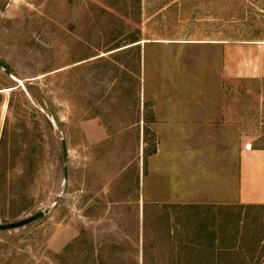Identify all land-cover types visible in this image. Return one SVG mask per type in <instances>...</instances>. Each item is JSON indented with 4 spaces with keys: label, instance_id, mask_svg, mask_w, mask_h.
<instances>
[{
    "label": "rangeland",
    "instance_id": "obj_1",
    "mask_svg": "<svg viewBox=\"0 0 264 264\" xmlns=\"http://www.w3.org/2000/svg\"><path fill=\"white\" fill-rule=\"evenodd\" d=\"M263 40L264 0H0V223L47 210L0 264H261L264 76L224 47Z\"/></svg>",
    "mask_w": 264,
    "mask_h": 264
},
{
    "label": "crops",
    "instance_id": "obj_2",
    "mask_svg": "<svg viewBox=\"0 0 264 264\" xmlns=\"http://www.w3.org/2000/svg\"><path fill=\"white\" fill-rule=\"evenodd\" d=\"M225 68L236 76H264V40L225 44ZM239 196L242 202L264 204V146L245 144L240 153ZM264 264V257L261 261Z\"/></svg>",
    "mask_w": 264,
    "mask_h": 264
},
{
    "label": "trees",
    "instance_id": "obj_3",
    "mask_svg": "<svg viewBox=\"0 0 264 264\" xmlns=\"http://www.w3.org/2000/svg\"><path fill=\"white\" fill-rule=\"evenodd\" d=\"M31 93H32V91H31ZM3 144H4V137L1 139V143H0V160H1L2 155L4 153ZM144 236H146L144 234V232H143V239L140 237V234L138 233V237L136 239V245H134V252H135V254L132 257V261H133L134 264H141L140 263L141 260L145 261V257L148 254L149 244L146 241V239L144 238Z\"/></svg>",
    "mask_w": 264,
    "mask_h": 264
},
{
    "label": "water",
    "instance_id": "obj_4",
    "mask_svg": "<svg viewBox=\"0 0 264 264\" xmlns=\"http://www.w3.org/2000/svg\"><path fill=\"white\" fill-rule=\"evenodd\" d=\"M0 65L2 67H4L1 62H0ZM6 71L8 73H10L8 70H6ZM46 212H47V210H43L42 209V210L37 211L36 213H33V214L29 215V216L24 217V218H21V219L15 220V221L6 222V223H0V228H3V229H14V228L25 226V225H27V224H29V223L41 218L42 216H44L46 214Z\"/></svg>",
    "mask_w": 264,
    "mask_h": 264
}]
</instances>
